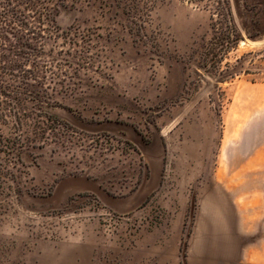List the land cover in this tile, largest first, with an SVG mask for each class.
Masks as SVG:
<instances>
[{
  "label": "rangeland",
  "instance_id": "374dc122",
  "mask_svg": "<svg viewBox=\"0 0 264 264\" xmlns=\"http://www.w3.org/2000/svg\"><path fill=\"white\" fill-rule=\"evenodd\" d=\"M9 1L0 3V45L10 51L0 53L12 58V123L0 128L12 132V182L0 198V264H48L81 242L77 234L87 227L99 239L86 264H125L120 249L135 247L142 206L116 212L94 195H73L53 207L52 190L64 177L95 176L116 164L124 167L125 194L134 193L147 154L124 140L127 126L148 145L158 140L160 121L166 133L175 129L169 126L175 115L192 117L202 147L184 156L154 147L149 154L163 155L166 166L186 167L183 173L196 179L192 184L206 181L199 188L207 194L192 188L183 217L176 204L178 216L160 225L161 250L145 264H254L245 258L264 257V0H229L240 40L220 64L236 71L224 83L195 71L198 58L190 56L194 40L209 37L210 14L202 7L209 0H155L140 19L127 18L116 0H66L57 32L31 21L45 37H30L28 51L12 40ZM181 69L186 77L179 92ZM19 87L25 95L17 106ZM100 123H115L118 130H90ZM245 163L256 169H238ZM216 178L255 182L243 188L248 209L242 218L234 207L240 187L230 183L224 196L211 194Z\"/></svg>",
  "mask_w": 264,
  "mask_h": 264
},
{
  "label": "crops",
  "instance_id": "0c3cea01",
  "mask_svg": "<svg viewBox=\"0 0 264 264\" xmlns=\"http://www.w3.org/2000/svg\"><path fill=\"white\" fill-rule=\"evenodd\" d=\"M126 70L134 71L131 68H127ZM181 74V79L178 81V84L180 85L179 92L184 86L186 77L183 69H181ZM160 124L162 129L157 132L158 140L153 139L148 145H143L141 140L137 139L138 135L135 134L131 126H127V129L123 134L124 140L132 143L136 148L140 147L142 154H147V164L142 168L141 173L137 174L138 182L134 193L129 195L125 194L128 182H125L124 180V167L110 164L108 166L111 167L110 170H108L109 172H97L95 176L77 175L60 179L53 188L50 197V204H52L53 207H58L66 204L68 199L73 195H94L110 209L116 212H128L136 207L138 208L142 206V212L144 213L143 217L148 216L149 218L153 215L150 208L156 207L160 212V220L157 222V226H143L136 235L135 247L125 246V248L120 249L121 257L124 259L125 264H145L146 261L150 260L159 250H161L156 245L159 240L158 236L163 234V229L160 227L161 222L165 225V221L168 218H176L178 216L177 203L180 204L178 210L180 217L185 216L186 211L190 206L189 200L191 201L194 199V197L190 195L192 188H198L197 195H200L201 192L205 195L207 194V191H201L199 188V186L206 181H199V186L192 184L196 179L194 178L193 180L190 176L183 173L186 172V167L183 169L180 166H177V164L172 165L171 163L166 166L162 161L164 159L163 155L149 154L151 148L154 147L158 150L161 149L162 151L167 148L170 156H184L187 154L188 149L202 147L201 136L197 134V136L194 137L192 130V117L187 115H175L169 123V126L175 129L168 131V133H166L165 129L162 127L163 123L161 121ZM90 130L92 132L114 134L118 128H116L115 123H100L96 124L95 129ZM134 151V147H130L129 153ZM218 158L219 155H217V159ZM246 165H250V163H245L242 166H239L238 169H256V167ZM189 168L190 172L193 170H201L199 166H189ZM215 169L217 171L220 170L218 162ZM192 177H195V175H192ZM210 181L215 188L211 191V194H220L221 196H224V188L230 183H232L233 186L240 187V189L234 191V207L235 211L240 212V217L242 218L243 212L248 209L246 202L242 201L246 193V190L243 188L250 186V183L255 182L244 179L226 181L225 179L219 178ZM117 193H124V195L120 196L117 195ZM161 208H163V210H161ZM217 208L219 209V207ZM145 213L147 216H145ZM240 225H244L242 219L240 220ZM77 236L81 241L78 242L79 244L73 242V249H69L68 254L64 251L60 255L56 254L48 261V264H86L89 261L91 256L90 253L94 248L95 239H99V237L96 236V232L92 227L84 228L83 232H78ZM171 243L173 244L172 257L175 259V238H172ZM244 255L246 256V254ZM76 256L81 259L80 263H76ZM110 258H113V255H110ZM245 259L246 263L251 261L254 264H264V257H261L260 260H255L250 255V257L248 256Z\"/></svg>",
  "mask_w": 264,
  "mask_h": 264
},
{
  "label": "trees",
  "instance_id": "16d2710c",
  "mask_svg": "<svg viewBox=\"0 0 264 264\" xmlns=\"http://www.w3.org/2000/svg\"><path fill=\"white\" fill-rule=\"evenodd\" d=\"M5 1V0H0ZM7 4L10 5V1ZM194 4L203 0H189ZM155 0H116L122 6V11L133 19L141 18V11L146 10ZM66 0H12V40L18 45V49L30 50L28 39L35 37L43 39L45 31L39 26L44 24L52 26L58 31L57 16L62 8L66 7ZM210 4L202 7L209 12V37L201 42H193L190 56L196 54L198 62L195 71L202 70L205 75L211 77L217 83H224L233 79L236 71L229 65L221 70L220 64L225 55L233 49L240 40V33L234 23L233 12L229 0H209ZM1 5V4H0ZM1 7V6H0ZM135 12H138L135 14ZM1 15V14H0ZM35 21L39 26L38 30L32 26ZM56 36V35H55ZM1 51H10L2 44ZM23 51V52H24ZM8 55V54H7ZM0 53V125L12 123V58ZM185 68L190 70V66ZM191 74L188 73V78ZM27 85V83H24ZM191 84L187 80V87ZM20 88V87H19ZM16 90L15 105L19 106L24 100L23 90ZM52 121H59L57 116H49ZM18 122V121H17ZM12 132H4L0 128V198L5 196L7 183L12 182Z\"/></svg>",
  "mask_w": 264,
  "mask_h": 264
},
{
  "label": "built area",
  "instance_id": "2783aa9c",
  "mask_svg": "<svg viewBox=\"0 0 264 264\" xmlns=\"http://www.w3.org/2000/svg\"><path fill=\"white\" fill-rule=\"evenodd\" d=\"M150 209L152 210L153 215L149 219L146 218V217H141L139 220H137L136 226H135L136 230L142 228L145 225L146 226H155L157 224V222L160 220V212H159V210L156 207H151ZM132 231L133 230L128 232V235L130 236L129 237L130 239H132L134 237V234H133Z\"/></svg>",
  "mask_w": 264,
  "mask_h": 264
}]
</instances>
